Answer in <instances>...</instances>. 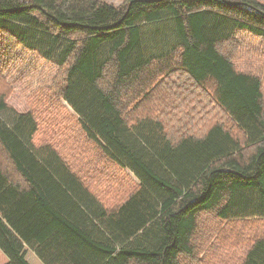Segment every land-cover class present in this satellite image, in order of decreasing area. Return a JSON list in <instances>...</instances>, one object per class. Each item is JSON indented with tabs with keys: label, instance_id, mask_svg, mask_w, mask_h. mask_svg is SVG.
Instances as JSON below:
<instances>
[{
	"label": "trees",
	"instance_id": "1",
	"mask_svg": "<svg viewBox=\"0 0 264 264\" xmlns=\"http://www.w3.org/2000/svg\"><path fill=\"white\" fill-rule=\"evenodd\" d=\"M257 39L259 0H0V264H264Z\"/></svg>",
	"mask_w": 264,
	"mask_h": 264
},
{
	"label": "rangeland",
	"instance_id": "2",
	"mask_svg": "<svg viewBox=\"0 0 264 264\" xmlns=\"http://www.w3.org/2000/svg\"><path fill=\"white\" fill-rule=\"evenodd\" d=\"M107 3H111L115 6H120L123 4V0H99ZM261 2H264V0H259ZM245 36V35H244ZM261 40H256L255 46H256V53H257V60H260V64H251V66L255 69H259L261 73H264V56L262 51ZM60 51L58 48L55 50H52L48 55L44 53L47 57H49V60H58L60 58ZM33 56V54H29V57ZM30 59L26 61V63H29ZM51 65L49 62L42 60L41 66L37 68L38 72H41L43 68L48 67ZM258 67V68H257ZM44 79L48 80V76L50 75L49 72L45 71L43 72ZM40 76L32 70L29 76H27L26 79L20 78L19 82L16 84L13 94L11 95L10 99L8 100V103L13 106L17 111L19 112H25L29 110L28 104L26 102V95L29 93V89L36 86L39 82Z\"/></svg>",
	"mask_w": 264,
	"mask_h": 264
}]
</instances>
